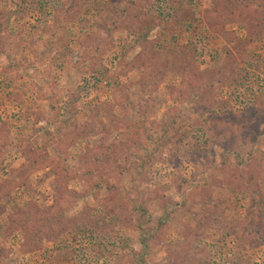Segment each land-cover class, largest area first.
<instances>
[{"label":"rangeland","instance_id":"rangeland-1","mask_svg":"<svg viewBox=\"0 0 264 264\" xmlns=\"http://www.w3.org/2000/svg\"><path fill=\"white\" fill-rule=\"evenodd\" d=\"M0 264H264V0H0Z\"/></svg>","mask_w":264,"mask_h":264}]
</instances>
